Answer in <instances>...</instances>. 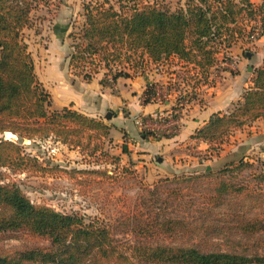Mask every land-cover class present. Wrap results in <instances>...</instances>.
Masks as SVG:
<instances>
[{"label":"trees","instance_id":"1","mask_svg":"<svg viewBox=\"0 0 264 264\" xmlns=\"http://www.w3.org/2000/svg\"><path fill=\"white\" fill-rule=\"evenodd\" d=\"M41 6L48 7L49 0H0V133L8 132L19 140L52 138L82 153L86 139V157L97 161L105 169L104 175L110 176V171L119 178L129 174L150 189L176 180L198 183L245 169H260L262 175L257 178H264V164L242 160L213 172L182 173L143 184L135 171L121 167L120 158L106 148L110 126L70 108L52 110L51 95L38 79L24 39V30L34 25ZM83 10L85 24L72 34L70 69L85 81L98 74L111 80L143 75L151 64H164L172 58L187 72L190 67L200 75L199 81L192 78L195 85L209 83L223 50L239 44L245 47L246 57L252 55L253 45L246 39L248 27L260 25L264 34V1L255 5L251 0H89ZM146 94L151 100L153 89ZM258 119H264V62L242 100L229 112L213 115L193 136L209 145L203 161L217 158L232 132ZM24 152L18 141L2 139L0 168L33 173L47 170ZM123 152H128L127 147ZM51 170L46 172L54 174ZM60 172L68 175L70 170ZM230 190L229 183L205 190L197 211L188 216L170 217L165 207H160L162 215L146 221L135 214L133 229L149 233L155 228L170 242L156 239L130 244L116 240L108 225L37 206L20 188L0 185V234L24 230L51 243L50 248L0 254V264H264L263 251H206L199 247L210 245L216 234L223 239L238 231L259 238L263 235L264 222L258 217L247 220L248 210L244 220L235 222L219 212L233 209L228 201ZM194 203L187 201L186 206L191 209ZM137 220H141L139 226L134 224ZM196 233L201 236L194 238Z\"/></svg>","mask_w":264,"mask_h":264},{"label":"crops","instance_id":"2","mask_svg":"<svg viewBox=\"0 0 264 264\" xmlns=\"http://www.w3.org/2000/svg\"><path fill=\"white\" fill-rule=\"evenodd\" d=\"M53 1L49 0L48 7L41 6L34 25L24 30L35 72L51 95L52 110L70 108L110 126L106 148L120 158L121 167L132 169L139 179L150 177L144 181L153 184L182 173L213 172L242 160L264 164V119L232 132L220 155L212 161H203L209 145L193 138L213 115L229 112L253 86L256 72L264 62V34L252 44L253 53L249 57L244 55L245 47L239 44L230 48L233 64L211 70L212 84L198 87L197 98L182 110L178 133L155 139L153 133L162 128L155 118L169 116L174 100L171 98L164 104L149 100L146 88L150 85L165 88L182 63L171 58L160 68L151 64L143 75L111 80L98 74L93 80L85 81L70 69L74 51L72 34L80 32L85 24L83 5L71 7L69 1L62 0L61 8L51 13L49 7ZM251 1L261 5L264 0ZM142 116L153 120L147 138L136 124V119ZM124 146L128 149L126 153ZM150 168H154L153 176Z\"/></svg>","mask_w":264,"mask_h":264},{"label":"rangeland","instance_id":"3","mask_svg":"<svg viewBox=\"0 0 264 264\" xmlns=\"http://www.w3.org/2000/svg\"><path fill=\"white\" fill-rule=\"evenodd\" d=\"M67 1L70 2L71 7L78 5L81 7L89 0ZM63 4L62 0L51 2L49 12L60 9ZM77 22L78 15L75 19V23ZM151 88L152 85L147 86L146 92ZM2 139L18 141L24 146L25 154L35 157L42 168H47L46 171L52 169L50 172L54 174L46 171L33 173L0 168V185L20 188L37 206H46L63 214H77L86 221H97L108 225L114 238L121 242L133 244L144 240L153 242L156 239H168L170 242L167 235L161 234L155 228L149 233H142L139 228L133 229L132 216L137 214V218L146 221L157 217L158 214L162 215L160 207H165L166 214L170 217L188 216L197 211L200 206L199 198L205 190L219 187L223 183L231 185L228 201L232 202L233 209L222 208L219 210L220 213H226L235 222L244 220V211L248 210L247 220L250 217H258L264 222V178H257L261 174L260 169L257 170L258 173L245 169L229 175L203 179L198 183H180L176 180L172 183H162L157 189L153 187L150 189L129 174L119 178L114 177L113 172L110 171V176L104 175L105 169L98 166L97 161L86 157V139H84L83 153L80 149L55 142L52 138L19 140L6 132L0 133V141ZM62 168H67L70 173L68 175L61 173ZM86 170H95L96 173L86 174ZM154 172V168H150L151 176L155 174ZM142 174L144 176L143 171ZM145 178L150 180L148 176ZM145 178L139 180L145 185L151 184L146 183ZM244 186L249 187L238 191ZM187 201H195L191 209L190 206H186ZM188 209L190 212L187 213ZM141 220L135 221L134 224L139 226ZM262 234L259 238L260 235H248L238 231L236 235L224 239L216 234L210 245L199 247L206 251L264 252V232ZM198 235L200 233H196L194 238ZM50 246L51 243L47 238L32 235L24 230L0 234V254L38 247L50 248Z\"/></svg>","mask_w":264,"mask_h":264},{"label":"built area","instance_id":"4","mask_svg":"<svg viewBox=\"0 0 264 264\" xmlns=\"http://www.w3.org/2000/svg\"><path fill=\"white\" fill-rule=\"evenodd\" d=\"M248 32V37H246V39L249 41L251 46L261 36L260 25L254 28L248 27ZM164 64H159L156 66L157 68H160ZM218 64L217 66H229L233 64L229 55V49L223 50ZM182 65L178 70L174 71L175 76L165 88L156 86H153L152 88L153 94L150 96V99L152 101L164 104L171 98H173L174 100V105L169 116L160 115L155 118L157 123H160V125L162 126V128H160L161 130L153 133L152 136L155 139H159L162 136H172L177 134L179 131L180 114L182 110L192 102V100L197 98L198 87H200L201 85L212 84V80H210V77H208L209 83L200 81L198 85H195V81H199L201 79L200 75L194 70H191L190 67H188L190 72H187V68L182 67ZM176 72H179L180 77L178 76V74H176ZM195 77L196 80L192 79ZM152 123V119H148L144 116L136 119V124L141 130L142 134L148 133L147 131H149V129L152 127Z\"/></svg>","mask_w":264,"mask_h":264},{"label":"water","instance_id":"5","mask_svg":"<svg viewBox=\"0 0 264 264\" xmlns=\"http://www.w3.org/2000/svg\"><path fill=\"white\" fill-rule=\"evenodd\" d=\"M208 170H210V168H208Z\"/></svg>","mask_w":264,"mask_h":264}]
</instances>
